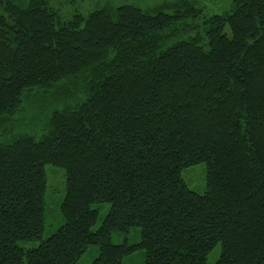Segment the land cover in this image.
Wrapping results in <instances>:
<instances>
[{
  "label": "trees",
  "instance_id": "16d2710c",
  "mask_svg": "<svg viewBox=\"0 0 264 264\" xmlns=\"http://www.w3.org/2000/svg\"><path fill=\"white\" fill-rule=\"evenodd\" d=\"M218 2L0 0V264L92 245L93 264H264V0ZM201 163L199 193L183 173ZM48 165L66 188L43 238Z\"/></svg>",
  "mask_w": 264,
  "mask_h": 264
},
{
  "label": "rangeland",
  "instance_id": "374dc122",
  "mask_svg": "<svg viewBox=\"0 0 264 264\" xmlns=\"http://www.w3.org/2000/svg\"><path fill=\"white\" fill-rule=\"evenodd\" d=\"M163 0H50L52 5L59 9L61 13L66 16H70L76 11L81 13H88L91 10L101 7L107 2L114 4H121L130 2L133 4H142V6L153 5ZM224 1V0H223ZM222 0L216 4L218 8H221ZM224 3V2H223ZM209 4V3H207ZM222 9V8H221ZM46 110H50L54 105L51 99L45 101ZM40 108H38L39 110ZM48 176V184L46 191V225L43 233V238L49 237L54 233L58 227L63 223L60 213V203L65 195V175L64 170L52 165L46 167ZM183 177L186 180L187 185L194 191L202 193L206 188V176H205V164L201 163L188 168L184 171ZM107 204L101 205L100 214L97 222L93 226V230H96L104 219V216L108 210ZM124 235L122 233H113L112 242L120 244L124 242ZM128 240L131 243L138 242L140 240V233L138 230L132 231L128 235ZM39 241L22 242V245L26 247L37 246ZM219 250L218 248L216 249ZM98 247L95 245L89 246L87 251L82 255L77 264H93L94 259L98 256ZM218 252L214 251L208 256L209 261H213L217 258ZM145 262V250H137L131 255L123 258L122 264H144Z\"/></svg>",
  "mask_w": 264,
  "mask_h": 264
}]
</instances>
